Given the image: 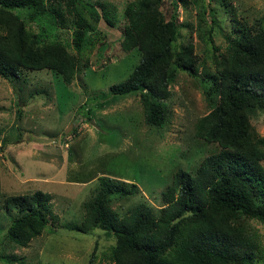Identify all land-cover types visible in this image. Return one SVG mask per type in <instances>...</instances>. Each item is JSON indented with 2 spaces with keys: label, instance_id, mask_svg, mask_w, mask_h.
Wrapping results in <instances>:
<instances>
[{
  "label": "trees",
  "instance_id": "1",
  "mask_svg": "<svg viewBox=\"0 0 264 264\" xmlns=\"http://www.w3.org/2000/svg\"><path fill=\"white\" fill-rule=\"evenodd\" d=\"M47 1L0 0L1 78L16 80L24 70L47 69L66 84L73 81L78 56L59 40L42 41L15 10H30L29 19L47 14L54 24L70 18L74 25L71 43L77 53L88 43L99 16L93 12V19L88 20L78 10L79 0H51L49 5ZM162 2L129 0L125 4L118 44L123 53L136 50L140 58L109 91L114 95L138 92L144 122L160 128L170 115L167 101L174 71L198 77L213 107L195 120L193 136L217 149L203 156L193 173L176 169L156 208L139 196L136 184L98 175L95 192L82 203L80 220L65 228L111 234L114 242L102 254L107 264H263L259 233L251 221L264 224V136L251 117L264 113V27L232 14V31L224 36V47L212 48L214 71L201 74L190 42L173 48L181 26L176 2L167 19ZM100 44L104 49L105 44ZM50 197L37 189L4 198L6 211L17 213L6 229L13 244L26 246L57 218L49 208ZM132 198L140 200L124 213L113 207L119 199ZM94 251L87 264L94 263Z\"/></svg>",
  "mask_w": 264,
  "mask_h": 264
},
{
  "label": "rangeland",
  "instance_id": "2",
  "mask_svg": "<svg viewBox=\"0 0 264 264\" xmlns=\"http://www.w3.org/2000/svg\"><path fill=\"white\" fill-rule=\"evenodd\" d=\"M128 1L79 0L83 16L88 20L93 19V12L99 16L80 53L72 46L74 25L66 13L69 19L64 24H54L47 14L29 19L30 10H15L42 41L66 43L78 56L79 66L70 84L47 69L24 70L16 80L0 77V264H87L94 250L93 264H107L102 254L114 242L111 234L65 228L80 220L82 203L95 192L97 176L136 184L139 196L156 208L176 169L193 173L203 156L217 149L193 136L195 120L213 107L198 77L174 71L167 101L170 115L160 128L144 122L138 92L114 95L109 91L140 58L136 50L123 53L118 44ZM173 1L181 24L173 48L190 42L201 74L214 71L212 48L224 47V36L232 31V14L264 27V0H225L227 6L222 0H163L160 8L166 19L174 9ZM55 5L64 11L62 5ZM251 122L264 136V113L253 115ZM37 189L51 195L49 208L57 218L20 247L6 236L17 213L6 211L4 198ZM139 200L119 199L113 207L124 213ZM251 225L259 233L264 261V224L251 221Z\"/></svg>",
  "mask_w": 264,
  "mask_h": 264
}]
</instances>
